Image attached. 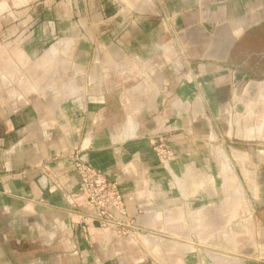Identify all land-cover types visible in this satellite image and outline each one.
Listing matches in <instances>:
<instances>
[{
  "label": "crops",
  "instance_id": "0c3cea01",
  "mask_svg": "<svg viewBox=\"0 0 264 264\" xmlns=\"http://www.w3.org/2000/svg\"><path fill=\"white\" fill-rule=\"evenodd\" d=\"M10 1L0 0V264L227 262L230 184L242 195L231 157L255 200L264 190V0H60L36 27L35 5ZM40 30L86 66V101L40 104L39 119L35 77L55 61L35 55ZM123 57L145 63L143 89L118 86L109 68ZM39 122L57 132L35 135ZM151 136L176 152L166 169ZM71 151L117 183L132 237L84 221Z\"/></svg>",
  "mask_w": 264,
  "mask_h": 264
},
{
  "label": "rangeland",
  "instance_id": "374dc122",
  "mask_svg": "<svg viewBox=\"0 0 264 264\" xmlns=\"http://www.w3.org/2000/svg\"><path fill=\"white\" fill-rule=\"evenodd\" d=\"M60 0H28L24 4H34L35 5V27L46 20L49 17L53 16L51 12V8L58 3ZM112 2V8L117 5H121L124 7L119 0H110ZM12 2L9 0L10 5ZM111 8V9H112ZM50 9V13L48 12ZM115 10L112 9L107 17L113 16ZM39 31V30H38ZM36 33L37 39L35 40V55H40L43 52L53 53L55 55V61L44 62V66H40V70L44 73L43 77H35V114L40 119L42 115L48 113L46 110L41 109L40 104H50V103H61V102H72L79 103L86 101L85 97L81 95V85L83 78L84 63L80 60L79 57H69V51H65L63 46H59L56 50L55 46H51L54 43H58L59 35L56 34L57 39L52 40L51 43H46L47 36L46 30H40V32ZM45 33V34H44ZM48 44V45H47ZM78 48V46H77ZM76 48V49H77ZM80 48V46H79ZM40 51V52H39ZM75 52V51H74ZM78 54V52H75ZM80 54V53H79ZM118 61L117 66L113 63L109 71L117 77L118 86L121 88L129 86L140 85L142 89L146 86L144 73H146L145 63L142 62H133L129 61L127 57H123ZM42 65V64H41ZM89 69V65L87 66ZM50 70V71H49ZM41 72V73H42ZM48 73L50 76L48 77ZM118 73V74H117ZM119 77V78H118ZM39 107V109H37ZM40 116H39V115ZM132 124V123H131ZM128 122L123 123L121 125L122 133L121 137L127 140L128 137L132 135V133L127 132ZM35 135L37 133H54L57 132L56 125H47L43 123H37L34 127ZM133 129V125L130 130ZM35 140V139H34ZM156 136H151L147 138L149 147L153 155L155 156L158 164L164 169L169 167L171 161L164 162L163 159L157 155L155 151L156 144ZM36 142V141H35ZM236 142V143H235ZM235 148L239 150H247L249 147L257 148V146L247 145L252 142H242L235 140ZM253 144V143H252ZM260 148V146H258ZM73 151L68 154H72ZM75 156V154H72ZM64 157L62 155H55L51 158L52 161L60 160ZM264 162V159H263ZM231 164L233 166V170L236 171L237 182L241 185V194L239 195L238 185L234 186V184H230V194L235 197L236 205H233V217L234 219L231 221L230 228L232 232L231 241H232V250L229 253V258L227 262L225 259L217 260L213 256L210 257L213 261L212 264H264V190L260 192V196L258 200H255V195H252L250 190L244 183V180L241 178V175L238 170V165L236 164L233 157H231ZM241 200L247 199V206L241 207L239 202ZM244 220H248L246 223ZM259 230H262L261 237H258ZM130 238V237H129ZM133 239V238H131ZM218 239V238H216ZM136 241V239H133ZM140 242V241H139ZM139 242H135L139 244ZM220 241H217L216 244H219ZM141 243V242H140ZM142 244V243H141ZM222 246V244H220ZM252 245V246H251ZM248 248L247 255L243 253L246 248ZM253 250H257L255 253H251ZM153 258V257H152Z\"/></svg>",
  "mask_w": 264,
  "mask_h": 264
},
{
  "label": "built area",
  "instance_id": "2783aa9c",
  "mask_svg": "<svg viewBox=\"0 0 264 264\" xmlns=\"http://www.w3.org/2000/svg\"><path fill=\"white\" fill-rule=\"evenodd\" d=\"M156 144L155 151L164 162L176 158L175 150L164 139L157 137ZM72 164L77 177V191L85 198L90 211L85 215L84 221L89 219L105 229L115 227L121 236L132 237L131 230L135 233L136 228L134 224H128V229L124 227L127 223V212L117 183L110 180L106 172L93 167L80 157L74 156Z\"/></svg>",
  "mask_w": 264,
  "mask_h": 264
},
{
  "label": "flooded vegetation",
  "instance_id": "af4514ba",
  "mask_svg": "<svg viewBox=\"0 0 264 264\" xmlns=\"http://www.w3.org/2000/svg\"><path fill=\"white\" fill-rule=\"evenodd\" d=\"M25 39H26V40H29V39H30V37H29V36H27Z\"/></svg>",
  "mask_w": 264,
  "mask_h": 264
},
{
  "label": "water",
  "instance_id": "95a60500",
  "mask_svg": "<svg viewBox=\"0 0 264 264\" xmlns=\"http://www.w3.org/2000/svg\"><path fill=\"white\" fill-rule=\"evenodd\" d=\"M110 180H112V179H110Z\"/></svg>",
  "mask_w": 264,
  "mask_h": 264
}]
</instances>
